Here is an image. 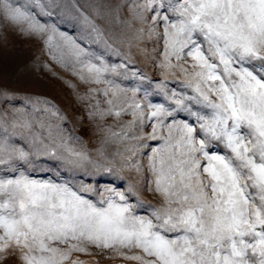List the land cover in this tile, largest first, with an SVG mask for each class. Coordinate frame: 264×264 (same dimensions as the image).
Returning <instances> with one entry per match:
<instances>
[{
	"label": "snow or ice",
	"instance_id": "snow-or-ice-1",
	"mask_svg": "<svg viewBox=\"0 0 264 264\" xmlns=\"http://www.w3.org/2000/svg\"><path fill=\"white\" fill-rule=\"evenodd\" d=\"M64 7L60 0H0V19L23 33H51L49 47L58 34L76 57L73 75L106 85L88 90L101 97H92L89 117L99 118L104 136L95 157L77 150L51 101L0 83V258L18 252L20 264H86L80 256L93 255L96 264H264V0H102L89 5L93 16L73 4L106 47L96 20L114 38L123 29L150 41V62L163 77L155 84L39 19L63 17ZM129 75L141 83H116ZM170 79L184 90L170 89ZM108 117L114 123L104 127ZM41 158L93 178L134 172L135 180L125 190H101L36 179L30 171L53 170ZM145 207L147 215L136 214Z\"/></svg>",
	"mask_w": 264,
	"mask_h": 264
},
{
	"label": "rangeland",
	"instance_id": "rangeland-1",
	"mask_svg": "<svg viewBox=\"0 0 264 264\" xmlns=\"http://www.w3.org/2000/svg\"><path fill=\"white\" fill-rule=\"evenodd\" d=\"M64 5L63 17L53 15L50 19L39 17L42 23H55L59 32H64L68 36L75 38L76 42L94 56L102 57L108 64H126L128 70L137 71L149 78H152L153 84L159 82L163 77L158 69L150 62L151 49L153 44L150 41H140L133 37V34L123 29H117V36L114 38L108 25L100 20H96L102 28L105 29L104 39H107L111 48L106 47L102 40L97 41L89 35V29L83 23L82 18L73 8V4L81 6L82 10L93 16L92 9L89 5L102 2V0H60ZM94 18V17H93ZM46 33L43 35H33L21 32L18 26L12 25L8 21L0 19V83L5 86L17 90V95L24 96L27 94L38 95L52 102L60 110V114L66 119L63 121L62 127L66 130L67 135L72 139L70 145L77 150H86L90 156H96V149L100 147V141L104 133L97 126L99 118L89 117L92 111V105L95 100L92 97L101 98L97 93L89 95V88L102 90L106 85L85 84L80 80L79 75H73L72 64L76 57L72 49L67 46L61 37L53 35V47L46 46L44 41L47 39ZM59 45V47H55ZM162 49V45H158ZM147 48V54L143 49ZM55 57V59L53 58ZM93 62L98 63L93 57ZM64 65H67L65 67ZM79 69V65H77ZM84 75H87L85 70ZM109 79L113 77L108 76ZM116 83L122 87L132 88L141 83L139 76L132 77L129 75L127 79L115 78ZM147 83V81H145ZM168 87L182 91L180 82H173L171 79L167 81ZM74 86V87H73ZM151 91V89H150ZM142 96V92L139 94ZM149 100L153 103L164 102L162 96H149ZM19 106L22 101L14 102ZM131 116H125L126 123ZM114 123L112 117L106 118V124ZM151 123V122H150ZM119 131V128H114ZM145 132H151V127L146 126ZM76 138H79L77 140ZM153 147L157 146L159 141H148ZM147 151L142 160L146 162ZM44 167L47 169L52 166V171L31 172L30 175L36 179L52 180L56 183L68 182L77 184L83 182L92 184L99 189L105 186L116 187L118 190H125L129 179L135 180V173H125L124 179L117 178L113 174L104 173L95 178L85 176L79 170L74 169L71 165H64L62 161L48 160ZM57 171L59 175H57ZM94 202L98 200V196H88ZM146 203L154 204L156 201L151 198V194L143 197ZM130 203L137 202L136 197H130ZM137 215H147L145 208H138ZM7 259L0 258V264H20L18 252L6 253ZM76 257L74 256L73 259ZM80 259L86 261V264H96V257L80 256ZM101 264H131L129 261L115 259L112 261H101Z\"/></svg>",
	"mask_w": 264,
	"mask_h": 264
}]
</instances>
